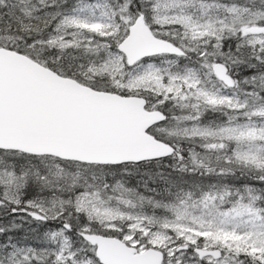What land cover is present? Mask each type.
<instances>
[{
    "label": "snow or ice",
    "instance_id": "1",
    "mask_svg": "<svg viewBox=\"0 0 264 264\" xmlns=\"http://www.w3.org/2000/svg\"><path fill=\"white\" fill-rule=\"evenodd\" d=\"M0 264H264V0H0Z\"/></svg>",
    "mask_w": 264,
    "mask_h": 264
}]
</instances>
